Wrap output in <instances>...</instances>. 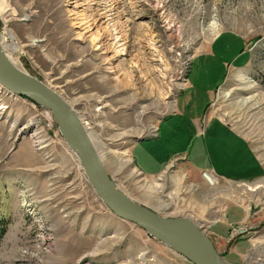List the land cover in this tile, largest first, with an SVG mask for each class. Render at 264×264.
I'll use <instances>...</instances> for the list:
<instances>
[{
    "label": "rangeland",
    "instance_id": "1",
    "mask_svg": "<svg viewBox=\"0 0 264 264\" xmlns=\"http://www.w3.org/2000/svg\"><path fill=\"white\" fill-rule=\"evenodd\" d=\"M87 1V16L110 20L100 31L101 49L80 38L66 0H0V38L12 48L5 50L7 59L86 115L111 150L105 168L134 201L163 216L191 219L205 233L227 204L252 208V233L230 235L244 241L236 245L238 254L246 252L240 263L231 261H238L237 253L225 258L208 237L232 264H264V178L220 181L190 173L182 159L150 177L131 156L132 145L156 137L158 125L162 139L146 142L151 152L184 150L168 120L176 100L182 113L187 105L208 102L207 92L229 73L230 63L245 68L247 46L253 61L243 79L229 82L224 103L229 122L264 163V0ZM112 30L122 35L121 46L108 41ZM215 39L211 51L195 59ZM107 45L114 47L103 53ZM1 87L0 216L9 225L0 264H195L109 209L53 113Z\"/></svg>",
    "mask_w": 264,
    "mask_h": 264
},
{
    "label": "crops",
    "instance_id": "2",
    "mask_svg": "<svg viewBox=\"0 0 264 264\" xmlns=\"http://www.w3.org/2000/svg\"><path fill=\"white\" fill-rule=\"evenodd\" d=\"M219 40L220 37L217 41ZM215 41L216 39L203 52L197 54L195 59L208 54ZM244 50L246 54L251 51L249 58L245 60V65H243L246 68L252 63L254 55L247 46ZM241 56L244 55L241 54ZM230 65L232 64H229V73L218 78L216 87L213 86L207 92L208 102L202 103L203 105L200 107L197 105L194 108L189 105L185 107V111L190 113L188 117L183 115L185 111L184 113L181 112L177 104L178 99L176 100L174 115L168 120H171V124L177 127L176 132L180 134L178 140L182 139L184 142V150L179 153L151 152L146 142L150 140L157 143L161 142L162 125L157 126L158 134L156 137L132 145L131 156L141 173L146 176L157 177L182 159L187 164L190 173H211L212 175L209 174V176L212 177L214 174L220 181L256 182L264 178V163L254 146L227 118L229 114L224 100L228 96H225L224 92L230 90L231 87L228 85L231 80L243 79L245 75L243 70L245 68H242V65L231 68ZM190 74L191 71L189 76ZM187 87L188 82L180 96L187 92ZM194 110H197V113H194L196 112ZM198 142L202 143L201 154L196 148ZM251 209L243 203L231 202L225 206L214 221L207 223L206 234L211 236L216 247L220 249V252L222 251L221 254L225 258L237 253L236 245L244 242L240 240L231 241V226L244 221L246 218H251L253 216ZM245 253H237L239 255L238 261H231L240 263L242 258L244 259Z\"/></svg>",
    "mask_w": 264,
    "mask_h": 264
},
{
    "label": "water",
    "instance_id": "3",
    "mask_svg": "<svg viewBox=\"0 0 264 264\" xmlns=\"http://www.w3.org/2000/svg\"><path fill=\"white\" fill-rule=\"evenodd\" d=\"M0 82L53 111L66 139L83 162L92 185L114 213L135 223L195 264H232L216 251L208 235L191 219L163 216L127 196L104 168L92 142L70 115L64 100L45 83L13 66L1 48ZM138 141L147 139L140 138Z\"/></svg>",
    "mask_w": 264,
    "mask_h": 264
},
{
    "label": "bare ground",
    "instance_id": "4",
    "mask_svg": "<svg viewBox=\"0 0 264 264\" xmlns=\"http://www.w3.org/2000/svg\"><path fill=\"white\" fill-rule=\"evenodd\" d=\"M146 1H150V2H153V3H161L163 2L164 0H146ZM66 2L68 3L69 5V8H70V13H72V15L74 16V21H75V24H77V26L79 27V35H80V38L81 37H89L88 39L90 40V43L92 46H95L96 49H101L103 45H105V42L102 40L101 38V34H100V31H102V29H107L108 26H110V20L109 19H106L104 17L102 18H97V19H94V18H91L90 16H87L88 14V11H89V6L87 4V0H66ZM138 2V1H137ZM163 4V3H162ZM89 15V14H88ZM100 17V16H99ZM106 17V16H105ZM113 27V26H112ZM170 26H167V28H169ZM117 30V29H116ZM116 30H112L111 33H110V37L108 39V41H112V43L114 44V46H121L122 44L121 41H123V37L122 35L117 32ZM110 31V30H109ZM106 35V34H105ZM106 41V40H105ZM107 41V42H108ZM114 46H111L114 47ZM0 48H1V51L3 52L4 56L6 58H8L7 56V52L5 50H11L12 51V48L11 46L9 45L8 43V40L6 39L5 36H1L0 38ZM110 47H107L104 46V51L103 53H106L108 52L109 50H111ZM116 54V53H115ZM9 62L15 66L10 60ZM16 67V66H15ZM24 73V72H23ZM41 81V80H40ZM44 83V82H43ZM46 85V84H45ZM1 86H4L2 82H0V91L4 88H2ZM48 88H50L48 86ZM51 89V88H50ZM55 94H57L62 100H64L62 98L61 95H59L55 90L51 89ZM15 91H13L14 93ZM65 105L70 113V115L78 122V124L81 126V128L84 130V132L87 134L90 142H92L93 144V147L95 148L96 152H97V155L98 157L100 158L102 164L104 165L103 163V158H106V157H110L111 156V153L109 150V148L107 147L106 144H104V142L100 139V136L95 134V129L91 126L90 123H88L85 118L86 115H84V113H78L77 111H75L73 109V107L71 105H69L65 100ZM38 104V103H37ZM40 105V104H39ZM42 106V105H40ZM45 107V106H43ZM47 109H49L52 113L53 111L48 108V107H45ZM3 109V107H0V110ZM54 115V113H53ZM54 118H55V115H54ZM55 121L59 127V129L61 130V127L59 126L56 118H55ZM61 132L63 133V131L61 130ZM64 135V133H63ZM65 136V135H64ZM66 138V137H65ZM149 140V139H148ZM39 141V140H38ZM41 142V141H39ZM69 145L71 146V143L68 142ZM44 147V146H42ZM71 148H73L71 146ZM80 162H81V165L83 166L84 168V165H83V162L81 161V159H79ZM105 168V166H104ZM85 169V168H84ZM106 169V168H105ZM107 170V169H106ZM85 172H86V169H85ZM87 174V172H86ZM88 176V174H87ZM89 178V177H88ZM212 241V240H211ZM213 243V242H212ZM214 245V244H213ZM215 247V246H214ZM190 260V259H189Z\"/></svg>",
    "mask_w": 264,
    "mask_h": 264
},
{
    "label": "built area",
    "instance_id": "5",
    "mask_svg": "<svg viewBox=\"0 0 264 264\" xmlns=\"http://www.w3.org/2000/svg\"><path fill=\"white\" fill-rule=\"evenodd\" d=\"M254 225L251 223V218H246L244 221L231 226V235L236 237H246L252 233Z\"/></svg>",
    "mask_w": 264,
    "mask_h": 264
},
{
    "label": "trees",
    "instance_id": "6",
    "mask_svg": "<svg viewBox=\"0 0 264 264\" xmlns=\"http://www.w3.org/2000/svg\"><path fill=\"white\" fill-rule=\"evenodd\" d=\"M8 225H9V219H7L4 216H0V240L7 231Z\"/></svg>",
    "mask_w": 264,
    "mask_h": 264
}]
</instances>
